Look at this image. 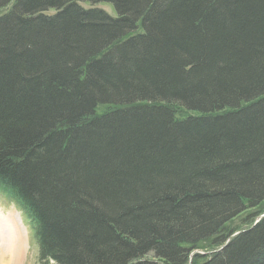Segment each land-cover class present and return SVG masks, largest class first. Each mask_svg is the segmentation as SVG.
<instances>
[{
  "label": "trees",
  "instance_id": "1",
  "mask_svg": "<svg viewBox=\"0 0 264 264\" xmlns=\"http://www.w3.org/2000/svg\"><path fill=\"white\" fill-rule=\"evenodd\" d=\"M0 185L47 264H264L196 253L264 213V0H0Z\"/></svg>",
  "mask_w": 264,
  "mask_h": 264
},
{
  "label": "rangeland",
  "instance_id": "2",
  "mask_svg": "<svg viewBox=\"0 0 264 264\" xmlns=\"http://www.w3.org/2000/svg\"><path fill=\"white\" fill-rule=\"evenodd\" d=\"M94 6L100 7L102 9L106 10L107 12H109L111 15H114L113 7L110 6L109 4H96ZM87 7H89V5H87ZM105 109H106V107L103 106V107L99 108V111H104ZM261 209L264 210V205L262 206ZM15 210H18V209H17V205L14 203V201L9 199V197L7 195L0 192V216L3 215L4 213L13 211L19 218V214L17 213L18 211L16 212ZM257 210L259 211V209H251L249 211H246L241 216H239L238 218H236L235 220L230 222V224L228 226H229V228L234 230L233 234L237 233L239 231H246L248 229V227H250L252 225V223H254L263 214V213H261L258 216H254V213H256ZM22 217H23L22 220L24 221L26 227L29 229V232L31 233V228L27 224L26 219H25L26 216L23 215ZM20 222H21V219H20ZM21 224H22V222H21ZM22 228H23V230L25 229L24 226H22ZM31 234H32V236L30 237L29 246L27 245V240L25 239L24 253L21 256L20 261H18L17 263L18 264H47L45 261H42L40 258L39 247H38V245L34 239L33 231ZM24 236H25V231H24ZM209 244L210 243L203 244L201 248L197 249V251L199 253L205 255V256H207V255L210 256L212 254L211 252L216 251V249L212 248V247H208ZM194 257H195L194 255L191 256L190 263L194 262L193 261ZM1 259H2V264H3V262H4L3 257H1ZM204 260L205 259L203 257L199 258L198 263L203 262ZM54 263H55L54 261H50V264H54Z\"/></svg>",
  "mask_w": 264,
  "mask_h": 264
},
{
  "label": "bare ground",
  "instance_id": "3",
  "mask_svg": "<svg viewBox=\"0 0 264 264\" xmlns=\"http://www.w3.org/2000/svg\"><path fill=\"white\" fill-rule=\"evenodd\" d=\"M21 225L20 218L13 211L0 216V264L1 257L4 259L3 264H18L20 261L27 240Z\"/></svg>",
  "mask_w": 264,
  "mask_h": 264
}]
</instances>
